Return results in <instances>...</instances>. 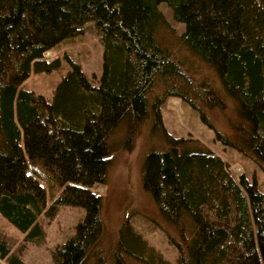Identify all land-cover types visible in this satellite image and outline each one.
<instances>
[{"label":"trees","instance_id":"16d2710c","mask_svg":"<svg viewBox=\"0 0 264 264\" xmlns=\"http://www.w3.org/2000/svg\"><path fill=\"white\" fill-rule=\"evenodd\" d=\"M162 2L184 24L187 59L160 36L170 29ZM92 20L98 84L73 63L51 97L27 89L33 73L60 69L46 53ZM169 97L212 128L207 112L218 111L227 131L216 139L264 171V0H0V213L24 235L16 248L0 236V260L26 264L45 235L40 217L68 205L85 215L55 264H172L129 219L108 226L94 189L108 182L113 136L122 131L130 151L149 125L162 147L145 156L143 183L177 264H264V192L199 138L168 131Z\"/></svg>","mask_w":264,"mask_h":264},{"label":"rangeland","instance_id":"374dc122","mask_svg":"<svg viewBox=\"0 0 264 264\" xmlns=\"http://www.w3.org/2000/svg\"><path fill=\"white\" fill-rule=\"evenodd\" d=\"M160 9L170 23V29L160 34L162 40L179 56L187 59L189 53L180 45L177 38V35L183 31L184 24L174 19L166 2L160 4ZM46 57H59L62 65L60 69L33 73L30 76L25 82V87L36 95L43 94L51 97L56 84L62 75L72 68L73 63L79 64L83 72L95 84H98L97 78L103 71L104 46L95 21H88L76 35L62 40L52 51L46 53ZM161 110L168 131L175 136L199 138L215 153L229 161L236 175L243 173L250 181L256 180L260 190L264 192V171L261 166L252 157L216 139V129L227 131L225 120L218 111L208 110L207 112L215 124V128H212L202 120L198 109L182 99L167 98ZM117 133V137L113 136V143L117 150L112 154L108 182L94 186V189L103 196V218L112 229L118 228L123 220L129 219L133 226L147 238L150 245L159 250L172 264H177L178 250L168 241L166 233L158 226L160 216L157 206L152 194L143 183L142 165L145 156L153 148L162 147V140L152 136L149 125H146L137 137L134 148L128 151L121 148L125 141L123 132ZM84 215L83 207L68 205L60 206L57 214L52 218L42 215L40 221L45 235L41 241L34 242L25 250L23 256L25 263L55 264V250L75 233L77 222ZM0 236L6 238L15 248L23 243L24 238L23 233L1 213ZM0 264L7 263L0 260Z\"/></svg>","mask_w":264,"mask_h":264}]
</instances>
